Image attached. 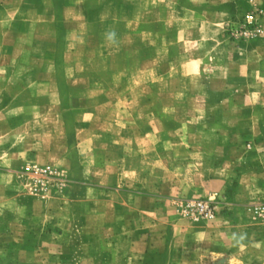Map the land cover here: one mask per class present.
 Returning a JSON list of instances; mask_svg holds the SVG:
<instances>
[{
    "label": "rangeland",
    "instance_id": "1",
    "mask_svg": "<svg viewBox=\"0 0 264 264\" xmlns=\"http://www.w3.org/2000/svg\"><path fill=\"white\" fill-rule=\"evenodd\" d=\"M240 53L248 73L264 72V0H0V264H264V219L254 212L264 203V93L248 110L241 94L224 106L234 126L218 134L236 163L227 188L205 189L209 174L182 166L164 173L166 159L224 149L198 124L197 91ZM117 86L128 89L132 117L155 108L183 125L164 141L119 118L141 133L125 143L141 161L124 159V144L106 133L124 96ZM188 200L212 203L214 218L186 216ZM224 225L219 248L200 235Z\"/></svg>",
    "mask_w": 264,
    "mask_h": 264
},
{
    "label": "crops",
    "instance_id": "2",
    "mask_svg": "<svg viewBox=\"0 0 264 264\" xmlns=\"http://www.w3.org/2000/svg\"><path fill=\"white\" fill-rule=\"evenodd\" d=\"M153 26L154 25H152V28ZM154 27L156 29V26ZM149 36H150L149 50L151 51V46H152V50H154V54H155L154 56L156 57L157 42L153 40V37H155L154 35L149 34ZM69 44L71 45V42H69ZM231 57H232L231 60L229 59V56H226L222 60H220V62H218L220 64L216 66L215 71L213 70V74L208 77L209 81L206 84L205 89L201 91H197L199 95H202V99L204 100L205 103L204 109L206 111V120L204 119L202 122L198 121V124H201L202 126L206 124L207 132H205L204 130V135L211 133L210 137H212L213 140L216 143H218L220 147H224V149L218 148L222 150V152L220 153H217L219 150L216 151V153L213 151L211 152L204 151V152H199L197 154L189 153V155L192 156L191 158H196V157L200 158V160L197 162L189 163V162H184L183 159H180V162L178 164L177 163L174 164L172 159L170 161L166 159L164 165L165 174L172 173L174 167H181V166L184 168L182 169L183 173L209 174V176H206V179H204L203 182L201 183V187L205 189L207 188L209 189L210 186H212L213 184H219L220 186L225 187L227 178L224 177L229 172L232 171V169L236 164L231 158L225 157L226 156L225 148H228L229 145H224L223 142H225L226 140L228 141L229 138L225 139L224 137L219 135L222 129L223 131L226 130V126H234L231 125L233 119L228 115V113L226 112V107L224 106L225 105L228 106L227 108L229 109L231 104V97L234 94H241L245 97V100H247L246 101L247 104L244 109L247 108L248 110V108H253L254 104L257 102L254 101L255 97L257 98L258 95L264 93V90H262L264 86L263 85L261 86L260 84L259 86H257L254 81L255 78L256 79L259 78L260 81L264 83V72H257L253 69L250 71V73H248V66L246 65V63H244V54H241L240 56L241 58L239 60H235V56L233 57L231 55ZM232 66L236 69L234 70L230 69ZM2 70L4 71L5 76L7 77L12 76L10 73H8L11 70L10 68L4 66L2 67ZM86 70L89 71L91 69L87 67ZM32 73L33 71L32 69H30L27 71L26 75L27 74L31 75ZM84 77H88V74H84ZM244 78L250 79V84H251L250 86L242 87L238 85V83H242L244 81ZM237 81L238 83H236ZM188 87H189L188 83L184 81L182 88H180V91L185 93L188 90L187 89ZM116 91L120 93V95H124V96H122L120 100L115 103L116 111L118 113L117 120L115 122L116 128H112L106 133L111 135L110 137L111 141H116V143L118 144H124L122 148L124 150V152L122 153V157H124V159H126L127 161L129 160L141 161L142 157L140 156L141 154L140 149L136 148L135 145H133L132 147L125 145V143L129 141H133V142L136 140L139 141L140 139L135 138L134 135L139 136L141 133L139 134V132L135 131L131 126H125L124 123L120 122V120L123 121L124 119H128L132 117L128 113V108L131 105L133 106L134 103L124 101L126 97L125 94H128V89L121 86L120 87L117 86ZM228 96L229 97L231 96L230 99L228 98L229 99L228 101H223V99H225ZM148 100H149L148 101L149 105H151L152 107L155 106L153 101L151 103V97ZM155 111L156 109L152 108L149 109V112L146 115L145 113L134 114L132 120L136 123V125L138 123L142 126L147 127L145 128V130H142V134L145 135L146 137H151V135H157V133L159 132L160 137H162L164 141H171L172 135H174L175 133L176 136L178 132V130H174V128L182 127L183 126L182 123H177L178 121H173L172 118L168 117L167 113H165L164 116L158 117ZM210 111L214 115L212 118L210 117L208 118L207 116V114H209ZM243 123L244 120L238 122L240 126ZM233 124H235V122ZM121 126H123V128H121ZM158 126L160 127V129H158ZM128 127L129 128L131 127V130L128 129ZM227 131L229 132V130ZM246 135L248 136V132H246ZM182 156H188V155L182 154ZM213 157H217L215 158L216 160H213L214 159ZM249 158L254 161L256 160L257 157L256 155H251L249 156ZM157 166L158 165L156 164L154 165L155 168ZM187 167L191 169H188ZM155 171L158 173H162V170L160 169H156ZM102 189L106 191V193L108 194L114 191L113 190L114 188H110V187H104ZM118 193L125 194L127 192H124L122 190V191H118ZM224 220L225 218L222 221ZM221 228H224L225 230L228 229V227L225 225L224 227H220V228L212 227V229H205V231H203V233H201L200 235L203 236V238H205V241L207 240L212 241V244L215 246L214 248L217 247L219 248L221 246V237H220L222 231ZM232 263H233L232 260L228 262V264H232Z\"/></svg>",
    "mask_w": 264,
    "mask_h": 264
},
{
    "label": "built area",
    "instance_id": "3",
    "mask_svg": "<svg viewBox=\"0 0 264 264\" xmlns=\"http://www.w3.org/2000/svg\"><path fill=\"white\" fill-rule=\"evenodd\" d=\"M252 16L247 15L245 17V22L251 23ZM181 210L186 216H194L198 220H211L214 218V206L210 202L188 200L183 202L181 205ZM254 212L257 216L264 219V203L258 204L254 208Z\"/></svg>",
    "mask_w": 264,
    "mask_h": 264
},
{
    "label": "clouds",
    "instance_id": "4",
    "mask_svg": "<svg viewBox=\"0 0 264 264\" xmlns=\"http://www.w3.org/2000/svg\"><path fill=\"white\" fill-rule=\"evenodd\" d=\"M106 38L110 42H115V33L114 32H109L106 34Z\"/></svg>",
    "mask_w": 264,
    "mask_h": 264
}]
</instances>
